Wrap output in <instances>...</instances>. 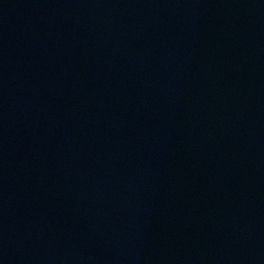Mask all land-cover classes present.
I'll return each mask as SVG.
<instances>
[{
  "label": "water",
  "instance_id": "water-1",
  "mask_svg": "<svg viewBox=\"0 0 264 264\" xmlns=\"http://www.w3.org/2000/svg\"><path fill=\"white\" fill-rule=\"evenodd\" d=\"M0 264H264V0H0Z\"/></svg>",
  "mask_w": 264,
  "mask_h": 264
}]
</instances>
